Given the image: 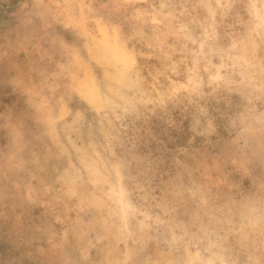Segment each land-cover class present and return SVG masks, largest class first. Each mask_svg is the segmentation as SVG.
<instances>
[{
	"label": "clouds",
	"instance_id": "obj_1",
	"mask_svg": "<svg viewBox=\"0 0 264 264\" xmlns=\"http://www.w3.org/2000/svg\"><path fill=\"white\" fill-rule=\"evenodd\" d=\"M0 264H264V0H0Z\"/></svg>",
	"mask_w": 264,
	"mask_h": 264
}]
</instances>
